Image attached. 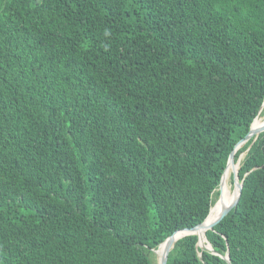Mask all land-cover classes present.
Wrapping results in <instances>:
<instances>
[{"label": "trees", "instance_id": "16d2710c", "mask_svg": "<svg viewBox=\"0 0 264 264\" xmlns=\"http://www.w3.org/2000/svg\"><path fill=\"white\" fill-rule=\"evenodd\" d=\"M263 103L264 0H0V264H158ZM235 162L168 264H264V132Z\"/></svg>", "mask_w": 264, "mask_h": 264}, {"label": "water", "instance_id": "95a60500", "mask_svg": "<svg viewBox=\"0 0 264 264\" xmlns=\"http://www.w3.org/2000/svg\"><path fill=\"white\" fill-rule=\"evenodd\" d=\"M264 108V103H263V106H262V109L261 111L263 110ZM255 121L253 122L252 126H251V129L250 131L246 134V136L244 138H242L235 146L234 150L231 152L230 154V157H229V160H228V163H227V167L225 169V172L222 176V179H221V182H220V199H219V207H218V212H217V215L216 217L212 220L211 223H209L207 226H203L205 221L208 219V217L210 216L211 214V211H210V214L209 216L206 218V220L202 223H200L199 225L197 226H194L192 228H184V229H180V230H177L175 233H173L171 236H169L161 245L160 247L157 249V250H154V252H156V254L158 255V264H168V259H169V253L172 249V245L175 241H177L179 238L183 237L184 235L187 234H198L199 235V246H202V244L200 243L201 242V237H200V231H204V235L206 237V240L208 242V244H206L207 248L210 246V250H212L214 253H216L211 245V243L209 242L208 238H207V230L208 229H213L214 226L216 224H218L232 209L233 207L237 204L238 202V199H239V196H240V193H241V189H240V186L238 184V179H239V176H238V171L236 172L235 170H233V182L235 184V195H234V200L233 202L230 204L229 207H225L223 206L222 202L225 198L224 196V175L226 173V171L228 170V168L230 167L231 164L235 165V156H236V153L238 151V149L244 144L246 143L247 141H249L252 137L254 136H257L259 135L260 133L264 132V122H261L258 126L256 127H253ZM240 146V147H239ZM185 232L184 235H182V233ZM228 262L229 264H231V261H230V253L229 251L227 252V254L225 256H223Z\"/></svg>", "mask_w": 264, "mask_h": 264}, {"label": "bare ground", "instance_id": "6f19581e", "mask_svg": "<svg viewBox=\"0 0 264 264\" xmlns=\"http://www.w3.org/2000/svg\"><path fill=\"white\" fill-rule=\"evenodd\" d=\"M260 124V122L259 121H257V120H255V123H254V125H253V127H256V126H258ZM240 147V146H239ZM233 170H235V171H237L238 170V165H236L235 167H233L232 166V164L230 165V167L228 168V170L226 171V173H225V175H224V179H225V181H224V185H223V187H224V196H225V198H224V200H223V202H222V204H223V206H225V207H227L230 203H231V201L232 200H234V197L233 198H229V194H228V191H229V187H228V181H229V178H230V175H231V173H232V171ZM232 189V188H231ZM232 196H234V195H232ZM233 202V201H232ZM218 203V202H217ZM220 204V203H219ZM219 204H217V205H215V206H213L212 207V211H211V214H210V216L208 217V219L205 221V223H204V225L203 226H207L209 223H211L212 222V220L216 217V215H217V212H218V207H219ZM230 206V205H229ZM228 206V207H229ZM200 237H201V244L202 243H205L206 242V244H208V242H207V240H206V238H205V235H204V231L202 230V231H200ZM204 240V241H203Z\"/></svg>", "mask_w": 264, "mask_h": 264}, {"label": "rangeland", "instance_id": "374dc122", "mask_svg": "<svg viewBox=\"0 0 264 264\" xmlns=\"http://www.w3.org/2000/svg\"><path fill=\"white\" fill-rule=\"evenodd\" d=\"M263 111H264V108H263ZM256 120H257V121L264 122V115H263V117H262L261 119L257 118ZM243 156H244V155H243ZM235 165H238V170H239V164H236V163H235ZM238 170H237V171H238ZM237 171H236V172H237ZM233 172H234V171H232V173H231V175H230V178H229V181H228V187H229V191H228V194H229V195H228V196H229L230 199L234 197V196H232V195H235V189H234V188H235V184H234L233 179H232V174H233ZM238 184H239V182H238ZM219 188H220V187H219ZM231 188H232V189H231ZM219 190H220V189H219ZM219 199H220V196H219V198H218V200H217L218 203L216 202L215 205L219 204ZM215 205H214V206H215ZM198 225H199V224H198ZM196 226H197V225H196ZM208 230H210V229H208ZM208 230H207V231H208ZM207 231H206V232H207ZM184 234H185V232L182 233V235H184ZM186 235H189V234L186 233ZM184 236H185V235H184ZM203 241H204V240H203ZM201 247H204V248L206 247V248H207V246H206V242H205V243H202V246H201ZM207 249L210 250V246H209ZM211 251H212V250H211Z\"/></svg>", "mask_w": 264, "mask_h": 264}]
</instances>
